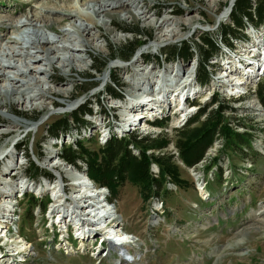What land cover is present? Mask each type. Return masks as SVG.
I'll use <instances>...</instances> for the list:
<instances>
[{
  "label": "rangeland",
  "instance_id": "rangeland-1",
  "mask_svg": "<svg viewBox=\"0 0 264 264\" xmlns=\"http://www.w3.org/2000/svg\"><path fill=\"white\" fill-rule=\"evenodd\" d=\"M231 3L0 0V102L5 94L11 102L10 108L0 105V205L7 207L0 211V235L10 234L0 240L5 254L0 264H264V108L259 102L264 98V71L251 76L263 53L264 25L249 24L245 40L237 36L230 46L221 43L218 34L231 23L226 16ZM135 28L141 38L118 31ZM88 30L100 31L102 37L92 40ZM206 35L217 38L220 52L209 62L212 79L202 86L196 68L192 72L196 55L189 62L168 61L163 53L191 41L200 44ZM128 43L140 47L124 62L119 52ZM112 56L116 59L109 61ZM96 62H108L100 75L91 71ZM164 75L172 86L167 92L183 86V100L192 97L188 109L183 105L188 110L184 120L178 96L168 94L162 101L152 97L151 89ZM112 79L120 98L106 95ZM187 81H192L190 86ZM92 84L96 87L84 94ZM138 95L150 99L140 101ZM23 96L26 103L19 104ZM213 99L219 103L211 105ZM88 103L91 114L83 117L82 128L57 139L48 136L53 121ZM128 105L145 109L131 112L139 120L136 125L125 120ZM222 106L227 107L219 114L224 124L250 134L251 152L245 147L233 151L232 139L220 136L198 165L186 167L175 147L178 131L203 108L218 112ZM164 120L162 128L153 125ZM204 120L202 116L185 131L197 130ZM111 134L150 139L151 144L129 148L135 156L144 150L150 159L168 161L187 185L179 187L165 177V190L145 202L139 185L125 180L113 195L84 178V162L75 168L61 160L64 150L80 155L79 145L99 162V150ZM163 142L166 147L157 148ZM24 143L26 148L17 151ZM32 166L49 174V180L30 174ZM150 172L159 173L156 163ZM36 204L40 207L34 208ZM54 206L59 207L57 215H52ZM97 209L104 211L95 214ZM80 229L89 234L83 236ZM118 231L135 239L129 246L131 263L118 257L119 249L98 252L96 237L109 233L116 243ZM112 244L105 240L102 248Z\"/></svg>",
  "mask_w": 264,
  "mask_h": 264
},
{
  "label": "trees",
  "instance_id": "trees-1",
  "mask_svg": "<svg viewBox=\"0 0 264 264\" xmlns=\"http://www.w3.org/2000/svg\"><path fill=\"white\" fill-rule=\"evenodd\" d=\"M233 7L229 14L231 23L221 27L218 34L220 42L222 41L221 43H224L227 46L231 45L229 41L234 37L238 36L242 40H245L243 31L249 24H254V27L264 25V0H235ZM177 15L180 16L181 14L178 13ZM118 31L122 34H131L135 38H141L143 36L137 28L132 30L119 29ZM147 37L149 38L150 35ZM139 47L140 46L134 43H128L123 46L120 48L119 52L120 59L124 62H128ZM219 52L220 46L217 38L215 39L206 35L201 39L200 44H196L193 41H191V44L183 43L179 47H171L168 52L163 53V55L169 57H167L168 61L175 58L183 59L185 62L191 61L194 55H196L197 81L202 86H205L210 82L213 75L209 71V68L212 67L209 62L212 57ZM115 59L116 57L112 56L109 61ZM107 63L108 62H96L91 71L100 75L106 68ZM115 81V79H112L111 83H109L106 88V95L112 96L114 99L120 98L113 88V86H115ZM95 87L96 84H92L91 86L84 88L82 91L84 94H87ZM259 102L264 108V98L259 99ZM217 103L219 102L216 99H213L211 105ZM89 105V103L86 104V106L82 105L75 109L70 116L53 121L48 126V136L52 139H57L63 134H68L71 129L77 131L78 126L82 128L84 123L83 117L91 114V106ZM208 107L200 110L186 123L182 130L178 131V138L175 147L182 163L188 168H193L198 165L204 159L206 152L213 146L215 139L220 136L227 141L228 138L232 139L233 144L230 148H232L233 151L238 149V151L242 152V149L245 147L247 153L251 152L250 134L247 132L237 133L234 129L233 131L229 128L228 125H230V123L224 124L222 121V117H220L219 114L222 113V109H227V107H220L218 112H207ZM202 116H205V120L202 122L200 128L192 131L190 134L185 131L198 122ZM166 123L167 120L156 121L153 125L157 128H162ZM241 128L246 129L245 126ZM150 142H152L150 139L140 138V136L134 134H131L127 140L117 138L114 134H111L109 139L106 140L104 146L99 150L102 155L99 162L97 161V157L95 158L94 155H90L85 148L79 145L76 147L80 150V155L76 154L73 149L64 150L61 160L67 165H71L75 168L78 162H84L87 167L85 176L93 183L100 185L102 188H107L113 195L117 194L118 186L122 185L125 180L131 181L142 188L143 199L147 202L150 200L152 193L159 197L160 192L165 190V177H169V179L179 187L187 185L179 179L176 170L171 168L168 161H162L159 158L150 159V157L145 154L144 150H139V155L135 156L133 151L129 148L133 145L138 144L141 146L149 144ZM166 145L167 144L163 142L158 144L157 148H165ZM23 146L26 148L25 143L21 148H23ZM39 149L41 148L39 147ZM23 153L24 152H22V154ZM153 162L158 165L159 173L157 175H153L150 172V166ZM29 172L34 177L40 176L47 179L50 177L47 173H41L36 166H32ZM36 207H40V204H36L34 208Z\"/></svg>",
  "mask_w": 264,
  "mask_h": 264
},
{
  "label": "bare ground",
  "instance_id": "bare-ground-1",
  "mask_svg": "<svg viewBox=\"0 0 264 264\" xmlns=\"http://www.w3.org/2000/svg\"><path fill=\"white\" fill-rule=\"evenodd\" d=\"M232 3H235V0H232ZM234 8V7H233ZM229 11V10H228ZM229 12H227V14H226V16H229ZM107 15H109V14H107ZM81 15H79V17H80ZM110 16V15H109ZM132 17V16H131ZM112 21V20H111ZM167 23V22H166ZM193 23V22H192ZM180 27H181V25H180ZM93 31H91V30H88L87 31V35H89L88 36V38H91L92 40H95L96 38H98V37H102V35H101V33H100V31H99V34H94V33H92ZM172 34H174L173 33V31H172ZM173 36H175V34L173 35ZM88 40V39H87ZM260 44H263V42H262V40L260 41ZM41 49L43 50V52H47L48 50L45 48V47H41ZM263 49V48H262ZM261 49V50H262ZM263 51V53L261 52L260 53V57H259V65H251L252 67H253V69H254V71H253V74L254 73H257L256 72V70H258V71H264V49L262 50ZM261 57H262V60H261ZM250 63V62H249ZM250 64H252V63H250ZM250 64H248V65H246V66H250ZM243 66V65H242ZM259 66V68L257 69L256 67H258ZM251 67V68H252ZM195 66H194V68H193V70H192V72L195 70ZM241 70L243 71V73H246L247 71L246 70H244V68H242L241 67ZM250 71V73H251V70H249ZM239 72V71H238ZM4 76V75H3ZM223 76V75H222ZM252 76V75H251ZM164 77V79H162V80H160L159 82H157V85H158V87H156V89H151V93H156V91H158V93L157 94H153L152 95V97L153 98H156V100H160V101H162V100H164L165 99V97L168 95V94H172L171 96L172 97H174V98H176V96H178L180 99H182V101H183V97H186V93H185V91H184V89H182V87L183 86H181V87H177L176 89H175V91H176V93L174 92V90L173 91H170V92H167V90L166 89H168V88H172V86H170L169 84V86H167V80H169L170 79V77H166V75H164V76H162V77H160V79L161 78H163ZM167 78V79H166ZM149 79H151L152 81H154V79H153V77H149ZM188 82V81H187ZM190 82H192V81H189L188 83V85L190 86L191 85V83ZM152 83H154V82H152ZM175 84H176V82H175ZM154 85V84H153ZM187 85V84H186ZM239 85H241V82L239 81L238 83L236 82L235 83V86H239ZM174 86V85H173ZM179 86V85H178ZM188 87V86H187ZM163 90V91H162ZM16 91V90H15ZM161 91V93H163L162 94V96H161V94L159 93ZM17 92V91H16ZM184 92V93H183ZM190 92V91H189ZM189 92H188V94H189ZM175 93V94H174ZM183 93V94H182ZM3 94V93H2ZM9 94V93H8ZM10 94H12V93H10ZM22 95H23V93H21ZM66 94H68L67 92H66ZM185 95V96H184ZM2 96V95H1ZM159 96H161L160 98H158ZM4 98H6L7 99V94H5L4 96H3V98H2V102H0V105L1 106H4L5 108H10L11 107V102H9L8 100H6V99H4ZM41 98H44V97H41ZM136 98H137V100H140V101H144V102H147V101H149V99L150 98H147V97H145V96H143V95H138V96H136ZM175 100V99H174ZM131 101H133V99H131L130 101H128V103L130 102L131 103ZM155 102H158V101H155ZM18 103L19 104H25L26 103V98L23 96V97H21L19 100H18ZM51 105L52 106H54V107H56L57 106V104L55 103V102H51ZM179 105H180V110H182L183 108H185V107H183V104H182V102H180L179 103ZM150 108V107H149ZM179 109V108H178ZM188 109V108H187ZM186 108H185V110L184 111H182V112H184V115H183V119L182 120H184L186 117V113H187V110ZM126 111H127V113H126V117H125V120H127V121H130L131 122V126L132 125H136L137 124V122H139V120H137L136 119V117H134L132 114H131V112H138V111H141L142 113L145 111V109L144 108H141L140 106H133V105H128L127 106V108H126ZM181 112V113H182ZM5 122V121H4ZM5 123H7V122H5ZM19 126V125H18ZM12 134V132H8V133H6V135H8V136H10ZM85 179H87L86 178V176L84 177ZM80 183V182H79ZM78 184V183H77ZM64 190H65V188H64ZM66 191V190H65ZM85 194V193H84ZM4 195H2L1 194V197H3ZM0 200H1V198H0ZM107 203L109 204V205H111L108 201H107ZM97 208H99L100 207V205L98 204L97 206H96ZM5 208H7L6 206H1L0 205V211H5L6 209ZM5 209V210H4ZM98 210V209H97ZM95 210L94 211V213L96 214V213H102V211H104L103 209L102 210ZM56 213H59V207L58 206H54V209H53V212H52V215H55ZM83 213H86V212H83ZM57 215V214H56ZM9 223H10V221H9ZM83 225H88V224H86V222L84 221V223H83ZM116 226V225H115ZM114 226V227H115ZM85 227V226H84ZM0 229L1 230H3V226H2V228L0 227ZM82 230V231H81ZM79 231H81L82 232V235L84 236V234L85 235H88L89 233L88 232H86L85 231V229H80ZM98 232V231H97ZM100 232V231H99ZM100 233H102V232H100ZM105 235V238H103L104 239V242H105V240H108V242H110V243H113L112 245H110V247L108 246L106 249H105V251H108L107 253H109L111 250H113V249H111V248H116V249H119V253L121 252V251H123L124 253L121 255V257H122V260H125V261H131V254H128V252H129V246L130 245H132V244H134V242H135V239L133 238V237H131V236H129L128 234H126V233H122V232H120V231H118L116 234H115V237L113 238L114 240H116V243L115 242H113V240H110L109 239V233H107V234H104ZM107 235V236H106ZM86 237V236H85ZM20 238H22V237H20ZM24 241H26V239H23ZM83 241H84V239H83ZM27 244H30V243H27ZM31 245V244H30ZM18 249V251H21V247L20 248H17ZM109 249H110V251H109ZM123 256H125V257H123ZM121 257H120V259H121ZM5 257H3V258H0V259H4ZM129 263H131V262H129Z\"/></svg>",
  "mask_w": 264,
  "mask_h": 264
},
{
  "label": "water",
  "instance_id": "water-1",
  "mask_svg": "<svg viewBox=\"0 0 264 264\" xmlns=\"http://www.w3.org/2000/svg\"><path fill=\"white\" fill-rule=\"evenodd\" d=\"M233 5H234V3H231L230 9L228 11L229 13L231 12Z\"/></svg>",
  "mask_w": 264,
  "mask_h": 264
}]
</instances>
